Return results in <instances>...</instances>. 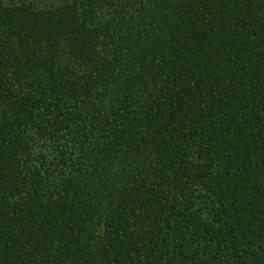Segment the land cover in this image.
Segmentation results:
<instances>
[{"label":"trees","instance_id":"1","mask_svg":"<svg viewBox=\"0 0 264 264\" xmlns=\"http://www.w3.org/2000/svg\"><path fill=\"white\" fill-rule=\"evenodd\" d=\"M0 264H264V0H0Z\"/></svg>","mask_w":264,"mask_h":264}]
</instances>
